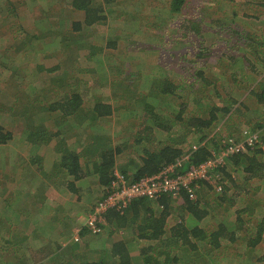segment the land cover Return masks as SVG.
Here are the masks:
<instances>
[{
    "label": "trees",
    "instance_id": "trees-1",
    "mask_svg": "<svg viewBox=\"0 0 264 264\" xmlns=\"http://www.w3.org/2000/svg\"><path fill=\"white\" fill-rule=\"evenodd\" d=\"M40 1L39 4L43 6L42 16L33 21L38 34L26 32L27 27L22 22L17 4L13 0L0 3V66L5 67L7 64L1 57L3 51L9 48L14 53L19 51L20 55L16 59L21 56V60L17 66L27 73L29 62L25 59L38 52L40 33L49 32L45 27L49 22L48 15L53 12L54 16H63L62 12L67 7L69 12H74L78 17L69 24L67 31L72 34V39L69 36L64 38L65 47H70V44H74L77 49L78 46H84L74 33L88 30L103 36L104 42L99 44L93 43V40L86 42L89 46L86 60L95 63L97 77L104 79L105 67L109 68L107 65L113 61L108 52L117 47L118 41L125 40L120 35H114L112 28L102 32V29L105 30L107 12L119 0H65L67 6L60 9L58 1L52 7L47 6V9L44 7L45 1ZM255 1L264 4V0H252L249 3H256ZM187 3L188 0L170 2V13H180L185 19L183 22L187 23L186 27L178 24L170 31L162 30L167 34L165 36L171 37L172 42L164 43L163 36H153L151 39L148 36L149 40L154 41L156 38L160 41L162 47L169 45L180 51L178 54H169L180 71L152 70L153 74L149 77H152L150 84L153 91L150 94L141 93V100L137 98L136 104L141 107L140 110L125 107L129 118L139 120L137 126L130 128V133L132 128H136L131 135L130 147H135V152L139 149V156L137 160L129 159L126 166L119 169L128 181L154 175L164 166L173 164L184 156H189V163L195 165L216 158L222 147L225 148L222 140L233 139L238 142L243 137L240 135L239 140L234 138L237 132V127H234L227 131L230 133L229 137L218 141L210 137L211 128L224 119L227 122L238 120L241 116L245 118L243 107L246 104L254 106L256 118L246 120L245 123L249 126L252 124L253 128L244 130L256 133L264 141V35L245 27L240 28V24H236L234 17L229 14L218 18L208 16L212 23L205 22V18L194 21L183 12ZM10 25L19 35H11ZM157 29L161 31L163 27ZM205 31L214 38H206L203 33ZM145 40L148 42L146 38ZM1 41L8 44L5 49L1 47ZM11 58L15 60V55ZM103 60L108 61V64L102 66ZM214 66L222 70L220 74L216 73ZM38 67L44 71L41 69L43 65ZM58 70L57 67L52 70L45 69L42 80L47 81L42 89L51 85V82L55 87L51 90L54 94L42 104V109L40 102L37 103L36 100L38 93H41L37 87L32 89L29 111L26 109L21 114L14 113L11 116L13 120H18L14 124L24 127L23 139L25 144L32 147L31 159L26 166L35 167L32 176L39 178V191L42 193L47 186L50 187L49 183L54 184V179L60 172L74 181L95 174L99 185L107 188L112 181L113 170L118 169L115 164L116 157L124 152L128 144L123 147L117 144L100 148L97 143H101V139L90 137L83 141L86 137L83 134L92 128L103 133L99 127L103 119L113 114V107L101 103V100H95L92 106L85 108V94L79 87H72L73 83L67 82V75L58 73ZM252 77L255 78L256 85L247 87V95H244L242 101L237 100L235 93L242 94L238 90H244V85ZM146 83L148 80L145 78L144 88ZM93 88L90 83L86 87L87 90ZM91 92L88 91V94ZM56 94L59 98L52 99ZM40 114L42 115L37 117ZM94 136L100 134L96 133ZM106 137H110L109 134ZM23 139L20 141L23 142ZM51 142H54L55 164L52 162V167L45 169L42 166L44 159L40 158L39 150L36 153V149L46 148ZM0 143H5V140H0ZM94 143L97 149L91 152L88 147ZM262 153V149H254L224 157L223 167L214 171L219 175V191L212 185L201 183L194 200L188 199L183 193L179 198L163 195L157 200L133 199L121 210H107L103 214L104 225H100V228L106 227L108 231V247L89 253L84 258L81 252L88 246L74 242L66 248L63 254L66 261L63 264H223V260L231 258H235V264H253L252 253L261 248L258 246L262 242L264 244V210L259 211L261 216L256 218V209L261 202L249 200L252 188L248 184L264 176ZM69 187L72 191H77L74 183L69 182ZM209 190L218 195L213 194L210 197L207 193ZM245 200L249 202L247 205L243 204ZM180 202V218L172 221L175 211L172 207ZM214 205L222 210L216 215L212 211ZM0 210L1 231L5 225L4 231L9 232L8 225L15 211L10 212V207L5 204ZM2 210L5 211L2 213ZM184 215L192 221V226ZM210 219H215V226L206 228L203 222ZM85 231L87 232L86 229ZM0 249L4 251L2 247ZM231 249H243L244 252L240 254ZM15 251H19V248H15ZM133 252L137 256H133ZM20 264L28 263L21 260Z\"/></svg>",
    "mask_w": 264,
    "mask_h": 264
},
{
    "label": "rangeland",
    "instance_id": "rangeland-1",
    "mask_svg": "<svg viewBox=\"0 0 264 264\" xmlns=\"http://www.w3.org/2000/svg\"><path fill=\"white\" fill-rule=\"evenodd\" d=\"M4 0H0L2 3ZM17 4V11L20 12L22 22L25 24L26 32H36L39 33L37 28H35L34 20L41 18L43 6L39 3L40 0H13ZM44 7H52L53 4H57V1L60 3L58 9L64 8L67 6L65 0H44ZM67 1V0H66ZM252 1V0H250ZM248 0H188L186 8L183 10L184 13L194 21H198L200 18H205V22L212 23L213 21L209 19L208 16L214 18L222 17L224 14H229L233 16V20L236 24H240V28L244 27L255 33L264 35V4L249 3ZM63 2V3H62ZM171 0H119L116 4L112 6V9L109 10L106 14V20L104 22V29L106 31L108 28L114 30V35H120L121 39L118 41L117 47L108 52L112 55V62L108 64V61L103 60L102 66L105 67L106 74L103 72L105 77L99 78L94 71V64L86 60L87 55L89 54V46L86 42L93 40V43L99 44V42H104V37L88 32V30L83 31L77 34L80 43L84 44L82 48L78 49L74 44H70V47H65L66 41L65 37L69 36L72 39V34L67 31L70 22L77 18V14L74 12H69L67 7L61 14L51 12L48 15L49 22L46 24V29H49L48 33H40V44L37 47L38 52L32 53L25 60L29 62L28 72L26 73L24 69H19L18 63L21 60V56L16 59V56H19V51L15 53L11 49L3 51L1 57L2 60L7 61L5 67L0 66V140H5V143H0V190L5 191L7 186L14 187V194L12 196V201L15 203V224L14 230L17 231V227L21 232L28 225V221L25 220L27 214L26 210L34 209L38 203L42 205L41 210H44L43 219H47L49 222L46 227L39 231V236H41V242L43 247L38 244L37 241H34L36 247L27 246L25 239L21 237L20 232H11L10 223H14V219L11 216L10 223L8 225L9 234H12L13 240L19 246V251H15L14 246L10 243L8 237V230H5V225H3V231L1 234H4V239L0 241V245L4 249H0V255L2 252V257L0 261L2 264H20V261H24L28 264L32 263L33 258L35 257L32 254V251H36L38 257H44L46 254L52 252L54 249L57 253H54L49 259L46 257L45 261H49L43 264H60L62 253L59 254V249L63 247L64 244L69 243L67 246L72 243V235L77 232L80 236V241L77 242L82 246H88L89 249H84L81 252V255L85 257L89 253L102 251L101 247L105 246L108 238V231L106 227L100 233V235L95 236L86 232L85 219L88 215L87 210L90 206L97 201L99 193L95 190L93 193L86 189L85 186L89 188H95V181L92 179L88 180L78 191H72L69 187L67 179H63V173L60 172L58 176L54 179V184L49 183L50 187L47 186V189L42 193L39 191V178L32 176L35 172V167L26 166L29 163L30 150L32 149L31 145L25 144V139H23L22 130L24 127H19L16 123L18 120H13L11 116L16 114H21L26 109L28 110V103L30 101V96H32V89L39 88L41 93H38L37 103L40 102L42 109V104L48 101L50 97L54 94V83L51 82V85L47 88L42 89V85L46 84V81L42 80V77L45 75V69L52 70L53 68H59L58 73H64L68 77L67 82L73 83L72 87H79L83 94H85V102L83 106L88 108L95 103V100H101V103L110 104L113 107V114L103 119L99 128H102V132H98L95 128L92 130H87L83 135L86 137L83 138L85 141L90 137H97L101 139L97 143L100 148L107 147L109 145L123 147L124 144H128V147L124 149L123 153H120L116 157V169L120 172V168L126 166V163L129 159L137 160L139 156V149L137 152L134 151L135 147H130L132 142L133 132L136 128H132V133H130V128L132 126H137L139 120L129 118L125 107L128 109H135V111L140 110V106L136 104V100H141L142 94H150L153 91V86L150 84L152 82V77L149 75L153 74L152 70L160 69L163 71H174L178 72V69L175 65V62L172 57L169 56L170 53L178 54L180 51L166 45H160V41H157L156 38L154 41L149 40L153 36H163L162 40L164 43L172 42L171 37L165 36L166 33H163L162 30L174 29L178 24H183L185 27L186 22H183L184 17L180 16V13L171 14L169 11ZM65 14H68L65 16ZM235 14V15H234ZM182 15V13H181ZM63 17V18H62ZM39 18V19H40ZM62 19V20H61ZM214 25V24H211ZM65 26V27H64ZM157 26V27H156ZM205 26V25H203ZM159 27H163L159 31ZM11 35H19L16 29L10 25ZM45 29V30H46ZM239 29V28H238ZM205 37L208 39H213L214 37L210 35L209 32H203ZM174 35V34H173ZM148 42L145 40V38ZM127 39V40H126ZM39 43V42H38ZM8 44L2 43L1 47L4 48ZM220 48H223L219 46ZM5 49V48H4ZM170 49V50H168ZM1 52V51H0ZM15 55V60L12 59V55ZM216 54L214 55V58ZM14 64V65H13ZM44 71L40 70V67ZM18 67V70L16 69ZM26 67V68H27ZM7 68V69H6ZM165 68V69H164ZM216 73L222 71L218 67H213ZM131 74V75H130ZM56 75H54L55 77ZM52 76V79L54 78ZM145 78L148 80L145 88L143 82ZM218 80V78H216ZM50 80V81H51ZM22 81H24L22 83ZM22 83V84H21ZM89 83L94 87L91 90H87L86 87ZM256 85V80L252 77L244 86L246 88L238 90L243 92L240 95H236V99L242 101L247 87ZM54 86V87H53ZM239 86V85H237ZM38 89V90H39ZM88 91H92L91 94H88ZM138 91H141L140 93ZM52 92V93H51ZM247 95V94H246ZM59 97H52V99L57 100ZM97 98V99H95ZM138 98V99H137ZM35 100V99H33ZM10 108V111H9ZM235 107H233V110ZM12 110V111H11ZM254 106L252 104H246L243 107L245 113L244 116H241L238 120L225 122L223 120L218 125L211 128L209 135L215 140L220 141L219 138L229 137L230 133H227L229 129L237 127V132H241L244 129L253 128L252 124L249 126L245 122L246 120L256 118L254 114ZM29 111V110H28ZM40 112V111H39ZM141 113V112H138ZM42 114L38 115L40 117ZM35 119V118H34ZM29 123H26L28 125ZM10 132V134H8ZM100 134V136H94V134ZM109 134L110 137H106ZM228 135V136H227ZM4 138V139H3ZM23 139V142L20 139ZM97 139V140H98ZM264 140V138H263ZM129 141V142H124ZM123 142V143H122ZM85 143V142H84ZM49 144H54L51 142ZM48 145V144H47ZM154 145L152 144V147ZM48 147V148H47ZM45 148V158L44 166L45 169L52 167L54 156L50 154L54 153L51 146ZM88 148H91V152L96 151V143L90 145ZM261 157L264 161V141H262ZM39 149H36V153ZM38 157V154H37ZM53 162V163H52ZM121 173V172H120ZM251 186V191L249 195V200L253 199L258 202H261L255 213L256 218L261 216V210H264V176L258 181H251L249 184ZM214 190V189H213ZM209 190L207 193L210 197L218 195L216 192ZM101 190V195H102ZM204 192L202 191L201 194ZM11 194L7 193V196ZM33 195H36L34 198ZM8 202H10L8 200ZM12 202L10 204H13ZM248 200L244 201V205H247ZM174 205V204H173ZM180 203H176L172 208L175 210L173 213L172 221H177L180 218L181 210ZM213 213L222 211L218 206L212 207ZM21 212L20 219L18 213ZM87 213V214H86ZM183 215V214H182ZM184 218L187 220L188 224L192 226V221L188 220L184 215ZM19 220V222H18ZM171 223V218L168 219ZM27 222V223H26ZM215 219L205 220L203 225L206 228H213L215 226ZM56 225L53 227V225ZM7 227V225H6ZM87 230V229H86ZM58 235V236H57ZM58 240L56 244L59 247L56 248V245H53V241ZM68 242H65L67 241ZM64 242V243H63ZM108 244V243H107ZM66 246V248H67ZM94 248L93 250L90 248ZM261 247V248H260ZM260 248L252 253L254 255L253 264H264V244L263 242L258 246ZM65 250V249H64ZM232 250V249H231ZM54 251V252H55ZM237 253L242 254L243 249L232 250ZM14 252V253H12ZM16 252V253H15ZM18 253V262L12 263L10 260V255ZM133 256H137L136 252L132 253ZM37 256L34 258L36 259ZM12 259V258H11ZM49 259V260H48ZM223 264H235V258L223 260Z\"/></svg>",
    "mask_w": 264,
    "mask_h": 264
},
{
    "label": "built area",
    "instance_id": "built-area-1",
    "mask_svg": "<svg viewBox=\"0 0 264 264\" xmlns=\"http://www.w3.org/2000/svg\"><path fill=\"white\" fill-rule=\"evenodd\" d=\"M241 135L243 138L238 142L233 139L222 140L225 148L222 147L220 152L216 154L218 156L200 164H191L189 163L190 157L184 156L173 164L164 166L158 173L140 178L137 181H128L123 174L113 170L112 181L105 188L103 198L85 219L87 231L92 235H99L102 231L100 225L105 220L103 214L113 208L121 210L133 199L157 200L163 195L179 198L183 193L188 199L194 200L201 183L212 185L216 191H219L221 189L217 184L219 175L215 174L214 171L223 167V158L262 147V140L256 133L243 130ZM71 240L76 243L80 241L78 232L72 235Z\"/></svg>",
    "mask_w": 264,
    "mask_h": 264
},
{
    "label": "crops",
    "instance_id": "crops-1",
    "mask_svg": "<svg viewBox=\"0 0 264 264\" xmlns=\"http://www.w3.org/2000/svg\"><path fill=\"white\" fill-rule=\"evenodd\" d=\"M224 120H226V119H224ZM232 130V129H231ZM241 132L239 133V132H236L235 133V136H234V138H236L237 140H239V139H241ZM219 139H222V137L221 138H219ZM47 146H51V149L53 148V146H52V144H48ZM46 146V147H47ZM45 147H39V156H40V158H42V159H44L45 158V153H46V150L44 151V153L42 152L43 151V149H44ZM48 148V147H47ZM50 154L52 155V156H54V153H51L50 152ZM46 159H44L43 161H45ZM63 179H67V181H68V184H69V182H71V183H74L75 184V189L78 191L79 190V188H81L82 186H83V184H85L88 180H90V179H92V181H95V183L97 184V185H95V187H96V189L95 188H89L88 186H85L86 187V189L87 190H89L90 192H94L95 190H97L98 191V193H99V196H98V198H97V201L93 204V206L91 207L90 206V208H89V210H87V213H88V215L89 214H91L94 210V208H95V205L103 198V196H104V194H105V188H103V187H101L100 185H99V182H98V177H97V175H89V176H87V177H85V178H82V179H80V180H78V181H74V180H72V179H69V178H66V177H63L60 181H62ZM14 187L13 186H7V188L5 189V191H1L0 190V209H1V207L5 204V205H8L9 207H10V209L11 210H9L10 212L11 211H13L14 210V206H15V203L16 202H14L13 203V201L11 200L12 199V196H13V194H14ZM101 190H102V195H101ZM7 193L8 194H11V195H9V196H7ZM101 198V199H100ZM8 200L10 201V202H8ZM13 203V204H10V203ZM41 207H42V205H37L34 209H30V210H26V214H27V216H26V218H24L25 220H27L28 221V225L26 226V228L23 230V232H21L20 231V229L17 227V231H15L14 230V224H15V220L17 219V218H15V213L14 214H12V218L14 219V223L11 221V223H10V231L11 232H13V231H15V232H20L21 233V237L23 238V239H25V241H26V243H27V246H33V247H36L35 246V244H34V241H37L38 242V244L39 245H41V247L40 248H42L43 247V244H42V242H41V236H39V231H41L42 229H44L46 226H47V224H48V220L47 219H43V216H44V210H41ZM3 211H5V210H2V213H3ZM15 211V210H14ZM0 212H1V210H0ZM86 213V214H87ZM5 215V214H4ZM20 215H21V212H19L18 213V217H19V219H20ZM87 215V216H88ZM18 222H19V220H18ZM27 223V222H26ZM53 225V224H52ZM56 225H53V227H55ZM46 228H48V227H46ZM105 227H103V229H104ZM2 230V225L0 226V241L1 240H3L4 239V234H1V231ZM9 231V232H10ZM79 231V230H78ZM77 231V232H78ZM9 232L7 233L8 234V237H9V241H10V243L14 246V248H19V246L20 245H18L17 243H15L14 242V240H13V237H12V234H9ZM58 236V235H57ZM58 242V240H54L53 241V245L52 246H50V247H53V246H55L56 245V248L57 247H59L58 246V244H56ZM65 242H68V240L67 241H65ZM64 243V242H63ZM108 243V242H107ZM106 243V245L105 246H103V247H101V249H103V248H107L108 247V244ZM69 243H66V244H64V246L65 247H63V244H62V248H64L65 250H66V246L68 245ZM2 246L0 245V248H1ZM68 247V246H67ZM88 249H89V245H88V247H87ZM64 249H59L58 251H59V254L60 253H62V254H64L65 253V250ZM90 249H94V248H90ZM55 251V249L52 251V252H50V253H48V254H46L44 257H38L37 256V253L38 252H36V251H32V254L36 257L37 256V258L36 259H34L33 258V260H32V263H35V262H38V263H47V262H49L50 260V258L52 257V255L54 254V253H57V249H56V251ZM3 252V251H2ZM2 252H1V255H2ZM0 255V256H1ZM19 255H18V253L17 254H12V255H10V257L12 258H10V260L9 261H12V263H15V262H18V259H17V257H18ZM46 257L47 258H49L48 260L49 261H45L44 262V260H46ZM2 257H0V259H1ZM3 259V258H2ZM58 260H61V262H60V264H63V263H65V261H66V258H65V256H62L61 258H58ZM1 263H2V261H0Z\"/></svg>",
    "mask_w": 264,
    "mask_h": 264
},
{
    "label": "clouds",
    "instance_id": "clouds-1",
    "mask_svg": "<svg viewBox=\"0 0 264 264\" xmlns=\"http://www.w3.org/2000/svg\"><path fill=\"white\" fill-rule=\"evenodd\" d=\"M122 174V173H121Z\"/></svg>",
    "mask_w": 264,
    "mask_h": 264
}]
</instances>
